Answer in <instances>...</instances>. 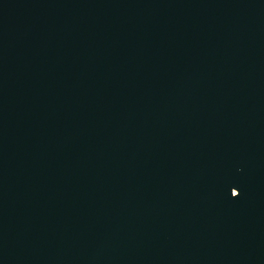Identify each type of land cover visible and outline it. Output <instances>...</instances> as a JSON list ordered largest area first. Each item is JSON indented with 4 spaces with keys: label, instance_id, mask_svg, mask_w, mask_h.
I'll list each match as a JSON object with an SVG mask.
<instances>
[{
    "label": "water",
    "instance_id": "obj_1",
    "mask_svg": "<svg viewBox=\"0 0 264 264\" xmlns=\"http://www.w3.org/2000/svg\"><path fill=\"white\" fill-rule=\"evenodd\" d=\"M0 264H264V0H0Z\"/></svg>",
    "mask_w": 264,
    "mask_h": 264
}]
</instances>
